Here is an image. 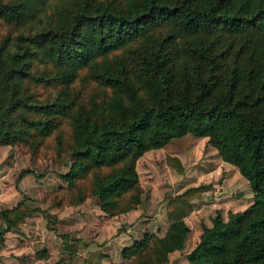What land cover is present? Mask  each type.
Segmentation results:
<instances>
[{"label":"trees","instance_id":"1","mask_svg":"<svg viewBox=\"0 0 264 264\" xmlns=\"http://www.w3.org/2000/svg\"><path fill=\"white\" fill-rule=\"evenodd\" d=\"M0 22L10 25L0 34V144L59 142L67 121L74 159L65 177L93 170L91 193L114 214L141 200L136 161L144 152L187 133L208 137L248 180L254 203L227 220L217 212L189 263L264 264V0H0ZM161 23L238 35L241 47L222 56L212 41H187L179 67L161 46L135 42ZM83 70L102 97L71 90ZM206 188L191 185L167 200L169 229L152 243L158 261L183 248L184 217ZM31 214L23 201L0 210L6 230ZM150 240L135 239L126 255Z\"/></svg>","mask_w":264,"mask_h":264},{"label":"rangeland","instance_id":"2","mask_svg":"<svg viewBox=\"0 0 264 264\" xmlns=\"http://www.w3.org/2000/svg\"><path fill=\"white\" fill-rule=\"evenodd\" d=\"M9 26L0 22V34ZM202 39L214 42L222 56L241 47L238 35L221 36L219 30L185 33L166 23L148 26L135 42L161 46L162 52L174 56L182 67L187 59L183 53L186 42ZM193 64L189 60V71ZM79 87L83 95L92 92L102 97L105 92L86 79L84 70L71 90ZM68 127L64 120L58 129L63 130L61 141L48 139L36 148L29 143L0 144V210L19 201L32 209L31 216L9 231L0 218V255L4 258L0 257V262L29 264L45 250L42 264H147V258L154 264H190L187 253L198 243L203 227L212 225L217 212L227 220L231 212L254 203L251 186L238 167L225 163L217 148L208 143V137L187 133L147 150L137 159L141 200L124 211L108 214L101 209L98 196L91 193L93 170L72 181L65 177L74 159L67 149ZM198 184L207 188L193 197L192 208L184 217L189 230L183 248L170 251L166 260L158 261L152 243L169 229L167 200ZM130 201L125 199L120 205L125 207ZM146 234H151L148 247L126 255L125 248ZM49 243L50 249L46 247Z\"/></svg>","mask_w":264,"mask_h":264},{"label":"crops","instance_id":"3","mask_svg":"<svg viewBox=\"0 0 264 264\" xmlns=\"http://www.w3.org/2000/svg\"><path fill=\"white\" fill-rule=\"evenodd\" d=\"M151 150V149H150ZM224 162V161H223ZM225 163H226V161H225ZM9 231V230H8ZM46 247L48 248V249H50L51 248V244L49 243V244H47L46 245ZM49 253H50V250H49ZM0 257L2 258V259H4L3 258V255H0ZM16 259V258H15ZM43 261H44V259H42V257H37V258H34L32 261H31V263L32 264H42L43 263ZM31 263H29V264H31ZM0 264H20L19 263V261H16V262H13L12 263V261H10V262H7V261H4V263H3V260L0 262Z\"/></svg>","mask_w":264,"mask_h":264}]
</instances>
